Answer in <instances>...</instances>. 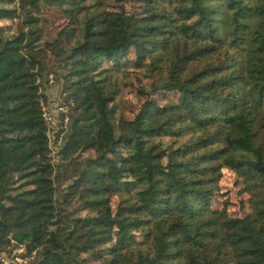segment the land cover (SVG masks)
<instances>
[{"label": "trees", "instance_id": "obj_1", "mask_svg": "<svg viewBox=\"0 0 264 264\" xmlns=\"http://www.w3.org/2000/svg\"><path fill=\"white\" fill-rule=\"evenodd\" d=\"M115 1L0 0V21H17L0 23V254L21 243L26 264H264V0ZM49 6L67 16L52 42ZM130 67L149 82L127 117L117 78ZM222 167L252 211L211 205Z\"/></svg>", "mask_w": 264, "mask_h": 264}, {"label": "rangeland", "instance_id": "obj_2", "mask_svg": "<svg viewBox=\"0 0 264 264\" xmlns=\"http://www.w3.org/2000/svg\"><path fill=\"white\" fill-rule=\"evenodd\" d=\"M125 3V2H124ZM127 10H142V5L138 2H127L126 4ZM104 6L109 9L118 8L115 0H105ZM44 18L42 19V25L44 28V38L50 42L57 36V31L65 25L67 22V16L64 14L63 10L60 8H51L44 7L43 8ZM2 25H5L7 28H11L14 31L17 28L16 20L2 19L0 21ZM50 54H51V49ZM50 55V59H51ZM49 59V60H50ZM131 69L128 74L129 79L127 83H122L121 78H117L119 80V107L117 112L119 114H123L124 116L129 117L131 115L132 109H137L140 102L144 99V95L140 91H138L139 87L146 86L149 82V79L143 75L140 70H135V68L130 67ZM49 80H47L44 84V90L47 96V101L58 102L61 101V83L60 81L53 77V74L50 73ZM169 97H173L174 93L170 92ZM152 95L157 99L159 103L165 102L166 98L162 97L159 92L152 93ZM52 105V104H51ZM58 118V116H56ZM59 119V118H58ZM164 139H169L165 137ZM72 166L65 165L64 168L61 169V181L59 182V189L66 188L68 181L72 178H68L71 175L69 173ZM215 196L212 199L213 207L224 206L227 211L231 215H243L245 212L252 211V207L249 203V193L246 191H241L242 183L241 179L237 176L236 172L231 168L222 167L221 174L217 181L215 182ZM117 195L112 194L110 197V202L112 206L116 204ZM77 205V201H73L70 206L72 209ZM10 247V248H9ZM11 251H10V250ZM25 246L16 244L9 245L7 250L2 251V255L6 256V261L8 264H26L30 255L22 256L18 254V251H24Z\"/></svg>", "mask_w": 264, "mask_h": 264}, {"label": "built area", "instance_id": "obj_3", "mask_svg": "<svg viewBox=\"0 0 264 264\" xmlns=\"http://www.w3.org/2000/svg\"><path fill=\"white\" fill-rule=\"evenodd\" d=\"M52 106L48 108L45 103H42L43 107V117L45 119L47 125V136H48V144L52 149L53 153L57 152L58 146L61 142L62 132L56 137V122L59 120L57 116V111L64 109V106L59 104L58 102H52ZM67 116L64 117V121H66ZM19 245H22L19 243ZM11 251V250H10ZM20 251L17 253L19 254ZM0 259L2 260V264H8L6 261V256L4 253L0 254Z\"/></svg>", "mask_w": 264, "mask_h": 264}]
</instances>
